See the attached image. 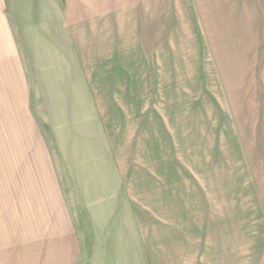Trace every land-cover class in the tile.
<instances>
[{
  "label": "rangeland",
  "instance_id": "rangeland-1",
  "mask_svg": "<svg viewBox=\"0 0 264 264\" xmlns=\"http://www.w3.org/2000/svg\"><path fill=\"white\" fill-rule=\"evenodd\" d=\"M40 5L3 10L11 15L29 102L0 100V246L37 235L47 207L38 193L47 197V180L56 175L123 177V225L133 228L138 221L129 210L150 221L153 209L166 205L168 177L199 183L203 164L244 166L234 147H258L249 135L264 127V0ZM4 80L2 74V86ZM252 156L257 165L258 153ZM254 172L263 211L264 170ZM259 211L251 221H264ZM261 228L253 240L264 264ZM248 251L241 248V257ZM85 256L83 250L76 264Z\"/></svg>",
  "mask_w": 264,
  "mask_h": 264
},
{
  "label": "crops",
  "instance_id": "crops-1",
  "mask_svg": "<svg viewBox=\"0 0 264 264\" xmlns=\"http://www.w3.org/2000/svg\"><path fill=\"white\" fill-rule=\"evenodd\" d=\"M47 1L0 0V76L4 74L5 79L3 86L0 83V100L29 102L27 74L11 15L3 10L40 8V2ZM252 136L258 138L257 148L249 142L246 148L233 149L243 155L244 166L203 164L199 183L190 175L168 177L166 205L153 209L150 221L137 220L129 210L138 221L133 228L123 225V177L84 182L81 178L60 180L56 175L47 180V197L38 193L37 201L41 205L47 201V207L38 215L37 235L2 242L0 264H76L83 250L87 254L84 264H262L256 261L253 239L257 225L264 232V221L250 218L257 209L264 218L254 172L264 170V127L251 132L249 140ZM252 153H258L257 165ZM243 169H247L244 174ZM192 184L200 185L199 189L189 191ZM227 185L232 191L222 192L220 186ZM207 186L216 191L205 192ZM174 188H183L184 193L174 194ZM241 235L245 237L242 242ZM241 248H252V252L241 257Z\"/></svg>",
  "mask_w": 264,
  "mask_h": 264
}]
</instances>
